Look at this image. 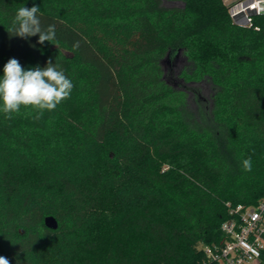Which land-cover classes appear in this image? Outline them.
<instances>
[{
	"label": "trees",
	"instance_id": "trees-1",
	"mask_svg": "<svg viewBox=\"0 0 264 264\" xmlns=\"http://www.w3.org/2000/svg\"><path fill=\"white\" fill-rule=\"evenodd\" d=\"M180 1L0 0V76L11 58L51 60L74 85L39 118L0 111L9 264H215L201 244L224 238L230 206L264 197V13L242 24L224 0ZM33 5L54 44L8 32ZM180 52L182 80L218 87L217 130L194 127L186 91L165 78Z\"/></svg>",
	"mask_w": 264,
	"mask_h": 264
},
{
	"label": "clouds",
	"instance_id": "clouds-1",
	"mask_svg": "<svg viewBox=\"0 0 264 264\" xmlns=\"http://www.w3.org/2000/svg\"><path fill=\"white\" fill-rule=\"evenodd\" d=\"M39 12L38 5L20 7L8 32L23 39L38 35L37 43L41 45L45 41L52 43L56 38L55 25L42 27ZM78 47L77 41L73 44V49ZM73 87L72 81L51 60L43 68L36 66L25 69L17 59L11 58L4 65L3 75L0 76V111L11 119V114L18 113L21 106H31L37 110L39 118L44 110H54L68 99ZM242 167L245 171L252 170L251 157L242 161ZM0 264H9V261L0 256Z\"/></svg>",
	"mask_w": 264,
	"mask_h": 264
},
{
	"label": "built area",
	"instance_id": "built-area-1",
	"mask_svg": "<svg viewBox=\"0 0 264 264\" xmlns=\"http://www.w3.org/2000/svg\"><path fill=\"white\" fill-rule=\"evenodd\" d=\"M233 20L251 23L250 14L264 13V0H239L229 5ZM223 221L224 238L213 245L201 244L209 262L215 264H264V197L255 205L229 208Z\"/></svg>",
	"mask_w": 264,
	"mask_h": 264
},
{
	"label": "rangeland",
	"instance_id": "rangeland-1",
	"mask_svg": "<svg viewBox=\"0 0 264 264\" xmlns=\"http://www.w3.org/2000/svg\"><path fill=\"white\" fill-rule=\"evenodd\" d=\"M238 1L224 0L228 6ZM163 5L166 7H180L183 5V2L180 0H163ZM187 61L183 52H180L173 61H165V78L170 80L171 84L176 88L186 91V103L183 106L185 118L196 128L217 130V124L214 122L212 111L214 94L218 90V87L210 78H205L200 82L182 80L181 71L187 68ZM48 223L53 224L54 222L49 219Z\"/></svg>",
	"mask_w": 264,
	"mask_h": 264
},
{
	"label": "water",
	"instance_id": "water-1",
	"mask_svg": "<svg viewBox=\"0 0 264 264\" xmlns=\"http://www.w3.org/2000/svg\"><path fill=\"white\" fill-rule=\"evenodd\" d=\"M51 219L54 223L53 224H49L48 223V220ZM46 223L51 226V227H56L57 223H56V220L53 218V217H47L46 218Z\"/></svg>",
	"mask_w": 264,
	"mask_h": 264
}]
</instances>
